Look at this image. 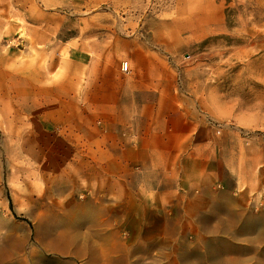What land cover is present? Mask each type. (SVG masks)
<instances>
[{"label":"rangeland","instance_id":"obj_1","mask_svg":"<svg viewBox=\"0 0 264 264\" xmlns=\"http://www.w3.org/2000/svg\"><path fill=\"white\" fill-rule=\"evenodd\" d=\"M90 46L156 72L152 119L98 125L66 63ZM109 133L130 136L128 229L107 220ZM263 213L264 0H0V264H264Z\"/></svg>","mask_w":264,"mask_h":264},{"label":"crops","instance_id":"obj_2","mask_svg":"<svg viewBox=\"0 0 264 264\" xmlns=\"http://www.w3.org/2000/svg\"><path fill=\"white\" fill-rule=\"evenodd\" d=\"M42 43V42H41ZM100 48V47H98ZM141 47L136 44L135 41H126L122 43L120 51L123 58H126L133 65L139 63V58L143 57L140 51ZM93 47H71L67 51L66 63L70 68H82L87 67V73L89 78V85L86 89H82L81 93L90 94V104L87 109L98 113V117L101 121H98V125L103 122L106 126L113 127L117 125H139L142 122H148L152 119V111L150 110L144 117L141 116L140 95L146 90L151 93L154 88V78L156 72L153 70L129 69L127 73L120 71H112L106 66L104 49L100 54H93L90 51ZM95 55V57H94ZM127 62V61H125ZM68 78L79 79L73 70L68 72ZM75 81V80H71ZM70 82V80H68ZM148 84H153L148 86ZM75 90V89H74ZM76 91V90H75ZM69 120V119H66ZM136 132V131H135ZM137 133H135L136 135ZM108 140L107 150L110 152L109 163L105 166V172L110 174V178L116 180V183L110 185V194L115 196L116 200L112 201L107 206L108 213L107 220L110 222L120 221V228L128 229L129 216V185H126L128 177V160H129V146L127 141L130 136L125 138H119L112 134L105 136ZM131 141H137V138L130 139ZM168 142V141H166ZM142 142L136 151V156L142 157L144 149H142ZM150 150V149H149ZM152 167L146 168L147 172H152ZM145 210V205L142 206ZM120 210V211H119ZM119 211V212H118ZM150 213L155 215V211L151 210ZM140 210L138 212V220H140ZM119 215V218L116 217ZM264 213L256 216L255 219L262 220ZM100 220V218H98ZM116 232L118 228H112ZM128 243L126 242V247Z\"/></svg>","mask_w":264,"mask_h":264},{"label":"bare ground","instance_id":"obj_3","mask_svg":"<svg viewBox=\"0 0 264 264\" xmlns=\"http://www.w3.org/2000/svg\"><path fill=\"white\" fill-rule=\"evenodd\" d=\"M44 241L46 245L55 251L56 253L62 254H69V256L72 254L75 255L78 251V249L72 244L71 239H66L64 236L58 234L53 237L46 238L44 236Z\"/></svg>","mask_w":264,"mask_h":264},{"label":"built area","instance_id":"obj_4","mask_svg":"<svg viewBox=\"0 0 264 264\" xmlns=\"http://www.w3.org/2000/svg\"><path fill=\"white\" fill-rule=\"evenodd\" d=\"M123 71H125V72L128 71V65H127V63H124V65H123Z\"/></svg>","mask_w":264,"mask_h":264}]
</instances>
